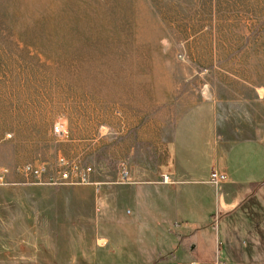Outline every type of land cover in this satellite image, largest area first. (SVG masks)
<instances>
[{
	"label": "rangeland",
	"instance_id": "1",
	"mask_svg": "<svg viewBox=\"0 0 264 264\" xmlns=\"http://www.w3.org/2000/svg\"><path fill=\"white\" fill-rule=\"evenodd\" d=\"M247 81L264 85V0H0V261L29 260L51 213L38 204L85 186L52 185L59 172L91 167L102 183L123 124ZM28 165L43 168L42 184ZM165 200L181 229L200 225L213 264H264V185L231 213L202 186ZM124 204L120 218H131Z\"/></svg>",
	"mask_w": 264,
	"mask_h": 264
},
{
	"label": "crops",
	"instance_id": "2",
	"mask_svg": "<svg viewBox=\"0 0 264 264\" xmlns=\"http://www.w3.org/2000/svg\"><path fill=\"white\" fill-rule=\"evenodd\" d=\"M119 137V151L111 147L105 161L119 167L106 172L103 187H64L59 202L38 204L51 213L42 214L29 260L13 264H77V248L82 264H213L200 225L192 229L198 238L181 229L166 195L187 185L215 189L231 213L264 185V85L238 82L230 95L183 97L146 123L141 116L123 124ZM214 170L227 177L219 186L210 182ZM129 200L135 212L120 218Z\"/></svg>",
	"mask_w": 264,
	"mask_h": 264
},
{
	"label": "built area",
	"instance_id": "3",
	"mask_svg": "<svg viewBox=\"0 0 264 264\" xmlns=\"http://www.w3.org/2000/svg\"><path fill=\"white\" fill-rule=\"evenodd\" d=\"M53 134L56 138L62 139L67 135V128L63 123H56L53 128ZM62 168L65 167L66 162L61 160ZM69 171H62L59 172L54 181L51 183L52 185H72V186H82V185H90L93 186L97 192L103 186V183L99 182H91V175L93 173V169L91 167L87 168H80L78 165L69 166ZM67 168V169H68ZM121 169V178L123 182H126L129 176V171L127 169L126 164L122 163L120 166ZM23 174L27 179L33 178L38 180L37 184H42V176L44 174L43 168H37L33 165L25 166L22 170ZM227 180L226 175L219 173L218 171L214 170L211 173L210 182L213 186H219L220 184L224 183ZM40 181V182H39ZM163 181L165 183L168 182V177L164 176ZM5 183V171L0 172V184ZM192 264H199L193 262Z\"/></svg>",
	"mask_w": 264,
	"mask_h": 264
}]
</instances>
